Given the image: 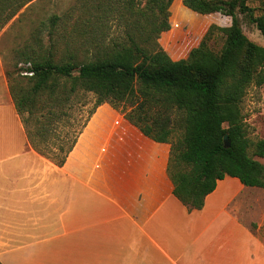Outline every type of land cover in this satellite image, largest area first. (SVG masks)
I'll return each mask as SVG.
<instances>
[{"label":"trees","instance_id":"obj_1","mask_svg":"<svg viewBox=\"0 0 264 264\" xmlns=\"http://www.w3.org/2000/svg\"><path fill=\"white\" fill-rule=\"evenodd\" d=\"M32 1L0 0V30ZM173 1L83 0L77 9L51 15L44 47L42 38L32 39L35 46L20 55L24 68L14 79L6 76L31 147L59 167L99 106L129 104L133 109L124 118L149 139L170 145L173 195L198 211L225 177L264 190V165L254 159H264V139L247 138L241 112L248 88L264 82V46L247 39L238 18L248 16L264 39V14L255 16L248 6L255 0H183L191 12L219 14L230 25L209 27L186 59L173 61L157 43L170 30ZM92 13L99 25L114 19L124 34L108 42L104 32L92 35ZM215 31L225 37L219 52L208 45ZM88 94L95 102L84 123L63 133L73 107ZM151 107L158 110L148 123ZM170 114L179 116L175 127ZM176 127L182 132L175 138ZM51 137L55 143L48 144Z\"/></svg>","mask_w":264,"mask_h":264},{"label":"crops","instance_id":"obj_2","mask_svg":"<svg viewBox=\"0 0 264 264\" xmlns=\"http://www.w3.org/2000/svg\"><path fill=\"white\" fill-rule=\"evenodd\" d=\"M193 15L174 0L169 24ZM5 70L0 54V264H264L241 221L251 188L225 177L189 211L173 195L170 145L106 105L59 167L31 147Z\"/></svg>","mask_w":264,"mask_h":264},{"label":"rangeland","instance_id":"obj_3","mask_svg":"<svg viewBox=\"0 0 264 264\" xmlns=\"http://www.w3.org/2000/svg\"><path fill=\"white\" fill-rule=\"evenodd\" d=\"M83 0H34L23 7L19 13L3 28L0 30V54L5 63V71L11 74L14 79L17 77V72L24 68L23 63L20 62V55L30 52V48L34 47L32 39L42 38L44 47L47 41L48 34L46 31V24L48 18L53 15H60L69 9L80 6ZM250 8H255V16L264 14V0L250 1L248 3ZM93 25L88 28V31L95 36L100 32H104L107 36V42L110 39L121 37L124 34L125 28L121 24L115 22L114 19L110 20L106 25L96 23V15L90 14L88 16ZM240 26L243 34L248 40L258 46H264V39L262 38L255 25L251 24L249 17L239 15ZM230 23V19L223 17L219 14L212 16H188L185 20H174L170 24V30L159 35L157 43L159 47L168 55L171 54L175 57L184 56L179 54L181 50H189L197 47L205 35L206 31L211 26L223 27ZM45 24V25H44ZM225 41L222 33L215 31L208 45L214 52H219ZM264 76V71L262 72ZM141 98H139V101ZM81 102L76 104L70 116L66 119L64 128H60L62 132H74L78 130L81 124L84 123L88 112L92 109L95 98L92 95H87ZM107 108H112L122 116H125L133 109L129 104L113 106L105 103ZM158 108L151 107L148 111V123L156 117ZM241 112L244 117L246 126L247 138L256 142L257 140L264 139V82L262 85H251L241 103ZM173 121H178L177 114L169 115ZM88 123V122H87ZM87 125V124H86ZM175 138L182 132L179 128L175 129ZM55 143V139L51 137L48 144ZM53 152H56L55 148ZM252 155V150L250 151ZM255 160L264 165V159L254 157ZM241 221H243L264 244V190L251 188L248 190L245 206L241 211Z\"/></svg>","mask_w":264,"mask_h":264},{"label":"water","instance_id":"obj_4","mask_svg":"<svg viewBox=\"0 0 264 264\" xmlns=\"http://www.w3.org/2000/svg\"><path fill=\"white\" fill-rule=\"evenodd\" d=\"M229 146H230V143H229L228 137L225 136V137H224V147H225V148H229Z\"/></svg>","mask_w":264,"mask_h":264}]
</instances>
